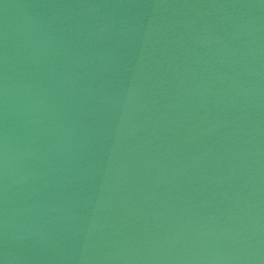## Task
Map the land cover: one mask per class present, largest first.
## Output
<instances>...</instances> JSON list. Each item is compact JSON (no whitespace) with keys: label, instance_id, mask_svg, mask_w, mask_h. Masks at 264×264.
<instances>
[{"label":"water","instance_id":"water-1","mask_svg":"<svg viewBox=\"0 0 264 264\" xmlns=\"http://www.w3.org/2000/svg\"><path fill=\"white\" fill-rule=\"evenodd\" d=\"M0 264H264V0H0Z\"/></svg>","mask_w":264,"mask_h":264}]
</instances>
